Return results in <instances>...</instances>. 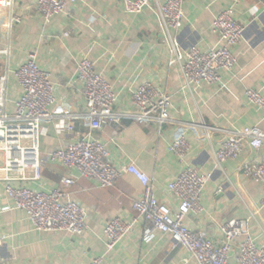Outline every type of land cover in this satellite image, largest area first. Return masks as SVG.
<instances>
[{
    "label": "crops",
    "instance_id": "crops-1",
    "mask_svg": "<svg viewBox=\"0 0 264 264\" xmlns=\"http://www.w3.org/2000/svg\"><path fill=\"white\" fill-rule=\"evenodd\" d=\"M39 0H0V74L8 66V112H16L23 87L16 75L30 53L37 55L40 68L50 73L57 101L50 107L74 114V130L59 118L42 121V177L23 184L33 190L49 192L62 188L86 210L88 228L81 235L61 231L36 230L25 211L16 207L0 181V235L7 239L0 246V264H198L183 246H175L168 234L155 231L153 239L143 237L152 222L140 217L134 207L143 193L140 181L123 171L115 186L103 188L95 180L70 170L48 155L54 149L79 139L100 140L107 144L110 161L117 168L135 164L152 180L159 202L176 210L179 200L169 186L180 175L186 162L207 177L202 211H191L186 225L218 241L221 225L230 219L248 222L250 236L264 246V183L247 178L243 166L264 161V144L255 150L246 143L242 154L218 164L215 151L230 131L258 126L264 134V109L249 101L248 89L264 97V0H243L236 19L245 26L241 42L233 47L238 62L221 73L219 84L202 83L188 88L178 64H170V48L154 6L141 13L126 11L123 0H79L46 23L38 11ZM166 0H157L164 3ZM230 0H184L186 22L171 31L184 51L220 48L221 37L214 32L216 14ZM13 16L21 21L9 29ZM88 58L96 72L111 85L117 101L114 110L131 115L136 112L134 94L151 82L172 99L170 122L143 123L123 117L118 124L91 130L84 86L77 78V63ZM187 138L190 149L186 161L170 150L179 137ZM74 183L66 184L64 178ZM120 216L137 218L133 230L113 250L107 247V223ZM229 263L238 264L237 245Z\"/></svg>",
    "mask_w": 264,
    "mask_h": 264
},
{
    "label": "built area",
    "instance_id": "built-area-1",
    "mask_svg": "<svg viewBox=\"0 0 264 264\" xmlns=\"http://www.w3.org/2000/svg\"><path fill=\"white\" fill-rule=\"evenodd\" d=\"M79 0H39L38 11L46 23L67 10ZM160 27L166 34L170 48V64H178L188 88L196 89L202 83L219 84L221 73L232 70L238 62L233 47L241 42L245 26L237 21L236 13L243 0H230V4L219 11L213 22V30L224 41L220 48L200 50L194 46L184 51L171 35L186 22L184 0H123L125 9L132 14L141 13L154 6ZM20 16H13L9 29L20 22ZM8 55V50L0 51ZM77 78L84 86V96L89 109L87 114L91 130L102 129L106 125L118 124L123 117H133L143 123L170 122L171 96L158 89L151 82L142 84L134 94L136 112L120 114L114 110L117 101L111 85L95 70L94 62L84 58L77 63ZM16 75L23 87V95L17 102L16 112H8L9 68L0 74V181L5 184L7 194L15 201L16 207L27 213L32 226L39 231H61L81 235L88 228L86 210L81 207L69 191L56 188L49 192L26 187V181H37L42 177L43 157L41 154L42 121L59 118L70 131L74 130V114L59 110L55 113L50 107L57 101L54 83L49 72L40 68L37 55L30 53L17 70ZM251 103L264 109V97L256 89H248ZM246 143L259 150L264 144V134L258 126L230 131L221 148L215 151L219 165L238 158ZM190 144L184 136L177 138L170 150L182 161H186ZM107 144L100 140L79 139L54 149L48 155L51 162H59L66 168L77 170L82 176L95 180L103 188L113 187L123 171L133 174L143 187L142 195L135 200L134 207L140 217L152 222L154 228L146 229L143 237L153 239L155 231L172 237L175 246H183L198 264H230V254L237 245L238 264H264V246H258L249 234L248 222L230 219L221 225L222 237L215 241L205 233L190 229L185 220L191 211H202V200L207 185V177L186 162L180 175L169 188L179 200L174 211L159 202L150 176L135 164L117 168L110 161ZM247 178L264 183V161H251L243 166ZM66 184L74 183L72 178H64ZM137 218L127 221L120 216L109 220L105 228L107 247L111 251L130 233ZM7 239L0 235V246ZM102 258L90 264H101Z\"/></svg>",
    "mask_w": 264,
    "mask_h": 264
}]
</instances>
